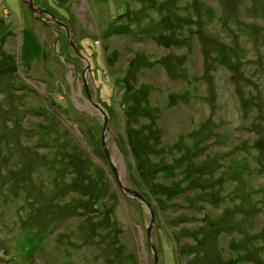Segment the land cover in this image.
Returning a JSON list of instances; mask_svg holds the SVG:
<instances>
[{"label":"rangeland","instance_id":"374dc122","mask_svg":"<svg viewBox=\"0 0 264 264\" xmlns=\"http://www.w3.org/2000/svg\"><path fill=\"white\" fill-rule=\"evenodd\" d=\"M147 1L160 4L149 10L150 22L163 17L174 25L165 35L207 37L237 51L233 62L247 75L249 103L238 104L223 68L189 87L162 70L139 81L128 78L133 52L148 50L152 60L172 52L155 38L108 34L130 6L138 16L139 4L65 0L77 17L70 27L87 60L82 68L89 95L108 117L105 145L118 178L154 212L150 240L158 264H264V0ZM169 1L173 5L165 6ZM41 3L61 15L58 0ZM0 38L1 62L10 65L0 66V264H154L149 212L117 185L101 146L103 119L85 99L68 39L59 37L55 50L53 37L28 18L19 0H0ZM188 51L186 65L202 77L196 39ZM126 77L133 98L157 109L163 149L184 134L182 148L171 155L147 152V161L159 168L150 182L139 179L130 153L136 142L126 139L118 105L124 95L118 84ZM187 148L194 153L185 158ZM176 158H185V170H197L181 184L180 199L169 187L183 178L174 179L178 169L170 168ZM87 200L98 204V213ZM248 234L251 254L242 256ZM27 245L35 250L25 252Z\"/></svg>","mask_w":264,"mask_h":264},{"label":"trees","instance_id":"16d2710c","mask_svg":"<svg viewBox=\"0 0 264 264\" xmlns=\"http://www.w3.org/2000/svg\"><path fill=\"white\" fill-rule=\"evenodd\" d=\"M129 2H137L139 4V7H141L138 10L139 15L134 17V14H132L130 11V6L128 8L127 14L121 17V19L118 21L117 26L113 27V29L108 34H124L126 36L136 37L139 39L143 37H146L147 39L155 38L153 40L157 42H163L169 48L170 52L172 49V52L171 54H168L164 57L155 60L151 59L153 55H150L148 50L144 52V50L140 49L137 50L136 53L133 52L135 55L130 65V71L127 73L128 78L134 79L135 81H139V79H142V77H154V73L156 71L162 70L171 81H179L184 83L186 87H189L191 84H195L196 81H205L206 76H209L211 71L223 68L224 70L226 69L229 73L227 80L232 87V91L237 98L238 104H241L243 106L248 105L249 102L244 98L245 88L243 86V84L248 80L247 75L245 73V70H241L242 66L239 63L233 62V59L239 55L237 51L232 50L231 46L226 43L220 42L215 39L212 40L211 38L207 37H201V39L199 40L198 37H195L193 39L192 37H182V35H165V31H167L169 28H173L174 26L172 23L169 22V19H163V17H161L159 19L161 21L153 20L152 22H150V19L148 18L149 10L154 9L157 5L156 1L129 0ZM70 4L71 2H65V0H58L57 7L62 10V13L58 17V19L64 24H66L73 31V29L70 27V24L72 23L70 18L72 17L74 19V17L76 16L71 11ZM167 5L173 4L169 1L168 3H165V6ZM157 6H160V4ZM225 18L226 16L222 19ZM123 21H125L126 23L123 24ZM242 24L245 26L244 22ZM177 25H175V27ZM257 33L258 35L260 34L259 32ZM108 34L106 35V37H108ZM195 39L200 44V54L202 57L203 70L202 72L204 73L202 77H199L195 73H192V69L186 65V63L191 60H188V57L183 55L184 53L189 52L188 48H190L191 50L192 42L195 41ZM179 50H184V52H179ZM5 56L6 55L4 53L0 52V66L7 65L8 67H10L9 63L5 64V62H1L4 60ZM111 65V62L106 61L105 66L108 69L111 68ZM11 73L12 71L8 72V74ZM127 77V82L126 79H124L123 82H120V84H118L122 87L124 91V95L118 105L125 120L126 139L128 137H131V143L133 144L136 142L137 147L130 148V153L133 161H135L134 164L136 165V171L138 173V176L140 177L139 179L145 178L143 179L145 182H150L156 180L158 175L157 171L159 170V168H157V166L153 164L152 167L151 164L147 161V152L149 151V153L152 154H157L158 152L159 155H171L173 154L174 150L182 148L181 143L183 141L181 140L184 134L180 135V142L176 145H172L165 141L167 145L163 149L165 131L164 127L162 126V119L159 116L158 111L155 107L149 105L148 102L142 100L138 101V99L133 98L136 94H132V85L128 82ZM189 90V88L186 89V93H188ZM170 95L172 96V98L177 95L181 96V94L178 93H172ZM134 136H139L141 138L139 140H136ZM150 138L153 141H150ZM193 153V150L187 148L185 158L193 155ZM185 158L183 160L177 158L173 159L171 163L172 166L170 167L178 169L179 173H175L174 179L179 176V174L183 175V178L181 180L177 182H173V180H171V182L169 183L170 189L175 190L177 194L176 196L179 195V199L181 197L180 195L182 194L180 193L179 188L182 187V185H185V183L189 179H191L193 176H196L197 174L196 169L193 171V169L188 168V170H185L183 168V162L185 161ZM190 168H192V166ZM160 186L162 187V185ZM104 191H106V189ZM91 192L92 191L89 190V193L92 196L93 194ZM241 198L245 200L246 196H242ZM87 201L90 207L92 208V211L98 213V204L95 205L96 202L93 204L91 200ZM180 201L185 200L183 199ZM180 214L181 213H179V215ZM171 237L173 242V238L175 240V236L172 233ZM246 238L247 241L244 244L241 243L243 246L249 244L250 242H253V239L251 238L250 234H248ZM231 247L235 250L243 248H238L236 247V245H231ZM30 250L35 249L31 245H27L25 248V252H28ZM178 251L179 252H177V254L181 252L180 247L178 248ZM4 253H6V251ZM250 254L251 251L248 247L246 248L245 246L244 250L241 252V255L249 256ZM3 261L6 264L9 263V261L6 259H4Z\"/></svg>","mask_w":264,"mask_h":264},{"label":"water","instance_id":"95a60500","mask_svg":"<svg viewBox=\"0 0 264 264\" xmlns=\"http://www.w3.org/2000/svg\"><path fill=\"white\" fill-rule=\"evenodd\" d=\"M28 7L32 11H34L36 6H35L33 0H29ZM39 11L41 13H43V14H46L47 17L51 18L59 26L64 27V25L61 22H59L54 16H52L50 13H48L45 9H40ZM67 39H68V41H69L68 43L72 47V49L77 54H79V52H78V50L76 48V45L72 41V37H70V35H69V36H67ZM53 40H54V48H55V50H57V42L59 40V37H53ZM84 62L86 63L87 60L85 59ZM82 79H83V82H84L83 76H82ZM85 90H86V93H87V97L89 98L90 96H89V93H88V90H87L86 86H85ZM93 106H94V109L99 113V115L103 119V127H102V133H101V146L103 147V151H104V154L106 156L108 165H109V167L111 168V170L113 171V173L115 175V178H116V181H117V185L120 187V189L122 190L123 193L129 195L133 199L138 200L141 203V206H142L144 211L149 212L151 222L149 224V227L147 228V233H146V235H147V243H148L149 249L152 251V259L154 260V264H158V260L159 259H158V256H157V251H156L155 246H153V244L151 243V240H150V230H151V228H152V226L154 225V222H155L154 212H153L152 208L150 207V204L143 198V196L139 192H137V191H135L133 189L125 188L121 184V182H120V180L118 178V175H117L116 167H115L111 157L109 156L107 148H106V145H105V143H106L105 133L108 131V117L104 113V111L97 104L94 103Z\"/></svg>","mask_w":264,"mask_h":264},{"label":"flooded vegetation","instance_id":"af4514ba","mask_svg":"<svg viewBox=\"0 0 264 264\" xmlns=\"http://www.w3.org/2000/svg\"><path fill=\"white\" fill-rule=\"evenodd\" d=\"M41 1L42 0H33V2H34V4H35V6H36V8L34 9V11H32L29 7H28V3H29V0H19V5L20 6H23V7H25L26 8V11H27V16H28V18L29 19H31L32 21H36V23H39V24H41L42 25V27H43V29L45 30V31H48V33L51 35V37H62V35L64 36V37H66L67 38V36H69L70 35V37H72L73 38V36H72V33H73V31L66 25V24H64L62 21H60L52 12H50L48 9H46L45 7H44V4H42L41 3ZM46 9V11L48 12V13H50L52 16H54L59 22H61L63 25H64V27H61V26H59L58 24H56L51 18H49V17H47L46 16V14H43V13H41L39 10L40 9ZM97 31H99V30H97ZM66 38H64L65 40H66ZM73 41V40H72ZM74 44H75V42H74ZM76 45V44H75ZM66 47H67V49H68V51L71 53V54H73L72 52H74V55L76 56L75 58H74V60L76 61V64H75V62H73L72 63V67H74V71L75 72H77V76H78V79L80 80V76H83V78H84V86H82V84H81V82H79L80 84H81V88H82V90L83 89H85V86H86V88H87V90H88V93H89V88H88V84H87V81H86V78H85V71H84V67L82 68V66H85L84 65V63H83V60L82 59H84V58H82V56L80 55V53L79 54H77L73 49H72V47L69 45V43H67L66 44ZM76 48H77V50H78V47H77V45H76ZM79 52V51H78ZM81 56V58L79 59V57L78 56ZM85 60V59H84ZM84 73V74H83ZM79 74H80V76H79ZM83 80V79H82ZM82 93H83V91H82ZM84 96H85V94H84ZM90 96V95H89ZM85 99L86 100H88V102L89 103H91L92 105L95 103V102H93L92 100H91V97H87V96H85ZM95 104H97V103H95ZM98 105V104H97ZM94 107V106H93ZM113 172V171H112Z\"/></svg>","mask_w":264,"mask_h":264}]
</instances>
